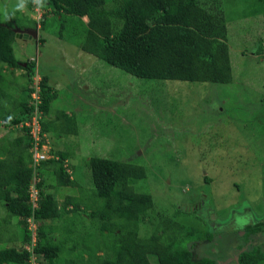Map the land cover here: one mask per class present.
Instances as JSON below:
<instances>
[{
    "label": "rangeland",
    "instance_id": "374dc122",
    "mask_svg": "<svg viewBox=\"0 0 264 264\" xmlns=\"http://www.w3.org/2000/svg\"><path fill=\"white\" fill-rule=\"evenodd\" d=\"M217 2L225 18L247 13L226 25L229 84L133 79L79 51L68 40L70 31L63 30L59 39L58 22L47 13L36 31L42 45L32 38L14 40L12 51L20 66L11 74L5 71L12 84L4 90L2 86L0 98L3 91L12 95V90L25 96L18 89L24 83L23 63L31 61L38 69L31 82L46 77L50 93L56 95L47 121H54L58 113L69 118H61L57 126L73 121L76 135L47 138L48 156L51 148L71 151L67 171L74 185L57 186L51 173L45 176L46 192L58 203L70 197L84 208L91 204L93 187L83 159L141 166L144 179L127 184L152 200L138 236L148 237L167 219L179 227L177 243L194 261L211 258L216 264H232V252L243 244V228L264 221V10L250 15L251 6L243 0ZM19 3L0 0V20L6 22L5 13ZM33 9L24 4L19 11L30 19ZM16 17L20 26L24 19ZM20 133L0 126L6 139ZM84 208V213L79 209L46 223L44 232L61 245L57 259L101 264L100 222L89 218ZM238 218L247 219V224L239 226ZM254 244L264 248V233L243 246L249 250Z\"/></svg>",
    "mask_w": 264,
    "mask_h": 264
},
{
    "label": "trees",
    "instance_id": "16d2710c",
    "mask_svg": "<svg viewBox=\"0 0 264 264\" xmlns=\"http://www.w3.org/2000/svg\"><path fill=\"white\" fill-rule=\"evenodd\" d=\"M243 3L251 6L250 15L264 10V0H243ZM24 4L31 10L43 11L39 29L49 13L58 22L59 39L63 30L70 31L72 37L68 40L79 51L133 79L216 85L232 81L226 45L227 22L243 19L247 14L234 13L227 17L226 13L225 18L217 0H43V7L25 0ZM7 15L6 22L0 20V90L12 84L5 71L11 74V70L20 66L12 51L13 30L30 27L35 30L36 25L32 20L34 9L30 19L21 15L17 6ZM12 16L15 19L11 20ZM16 16L25 20L20 26ZM33 39L41 45L44 43L37 35ZM30 62L23 63L24 83L18 89L25 96L13 90L10 94H16L17 99L8 95L9 92L2 93L0 126L14 131L13 127L32 116L36 108L41 112L40 131L47 138L76 135L72 119V124L66 121L64 128L57 126L61 118H69L63 113H58L56 120L47 121L48 107L56 95L50 93L46 77L37 80L39 104L34 107L30 102L35 80L31 82V78L38 70ZM3 95L6 96L2 99ZM16 130H22L20 136L10 140L0 135V264L33 261L34 264H73L71 259H57L61 245L44 232L46 223L84 208L70 197L58 203L46 192L44 184L47 172L53 175L57 186L75 184L67 171L71 169L67 160L71 151L67 147L51 148L49 158L32 168L28 151L31 139L26 128ZM83 162L93 187L92 205L84 204V209L89 218L100 222L98 235L104 241L101 264H216L211 258L194 261L186 248L179 247L175 237L179 227L170 220H161L162 226L155 227L148 237L138 236L139 225L152 210V200L127 184L144 179L141 166L98 157ZM34 176L33 185L38 193L35 208L28 201V187ZM27 218L36 224L34 237L25 223ZM245 231V235L260 234L264 232V222L247 226ZM199 237L200 234L195 236ZM207 238L210 240L211 236ZM151 257H154L152 261ZM236 257V264H264V253L256 249L241 251Z\"/></svg>",
    "mask_w": 264,
    "mask_h": 264
},
{
    "label": "built area",
    "instance_id": "2783aa9c",
    "mask_svg": "<svg viewBox=\"0 0 264 264\" xmlns=\"http://www.w3.org/2000/svg\"><path fill=\"white\" fill-rule=\"evenodd\" d=\"M35 12V20L38 21L40 19L41 14L38 11ZM37 23V22H36ZM33 92L30 94V102H33L34 107L39 104L37 92H38V86L37 81L34 80L33 83ZM41 112L38 111L36 108L34 109L32 116L29 118H26L24 121H22L17 126H14V129L21 130L23 128H26V131L31 139V146L29 147V152L31 153V161H32V168L36 167L37 164L43 160H46L49 158L47 155V149L49 148V143L46 137L45 133H41L40 125H39V118H40ZM22 131V130H21ZM40 141H43L41 145L39 144ZM53 157V156H52ZM34 177H32L30 185L28 187V201L31 204L33 208H35V204L37 201V190L35 189L33 183H34ZM25 223L27 225L28 230H30L32 236L35 235V228L36 224L32 221L31 218H27L25 220Z\"/></svg>",
    "mask_w": 264,
    "mask_h": 264
},
{
    "label": "flooded vegetation",
    "instance_id": "af4514ba",
    "mask_svg": "<svg viewBox=\"0 0 264 264\" xmlns=\"http://www.w3.org/2000/svg\"><path fill=\"white\" fill-rule=\"evenodd\" d=\"M25 31L26 32H24L25 33V37L26 38H31L32 36H33V33H32V29L31 28H27V29H25ZM25 37H23V38H25ZM262 222H264V221H262ZM254 224H256V223H253V225ZM249 226H252V225H249ZM247 226H245L244 228H243V233H242V238H244V240H243V244H246V245H249L250 244V242H251V240H253L254 238H256V236L258 235V234H256V235H252V234H247V235H245L246 234V231H245V228H246ZM264 232H261L260 234H263ZM243 244L242 245H238V247H236L235 249H234V251L232 252L233 254H235L234 255V257H235V260H236V256H237V254L238 253H240L241 251H247V250H245V247L243 246ZM252 249H256L257 251H259V252H261V253H264V248H263V246H260L259 244L258 245H252V247L249 249V250H252ZM235 260H232V264H236V261Z\"/></svg>",
    "mask_w": 264,
    "mask_h": 264
},
{
    "label": "clouds",
    "instance_id": "9594fccd",
    "mask_svg": "<svg viewBox=\"0 0 264 264\" xmlns=\"http://www.w3.org/2000/svg\"><path fill=\"white\" fill-rule=\"evenodd\" d=\"M24 3H25V0H20V3L17 5V10H23ZM33 3H36L39 7H43V0H33ZM5 16H6V18H9L8 15H7V13H5ZM34 17H35V16H34ZM34 17L32 18V20L35 21V22H37V23H36V25H35V30L32 31V33H33V36L31 37L32 39L37 35V34H36V31L40 30V29H39V25H38V22L40 21V19H38V21H36ZM40 17H41V16H40ZM13 31H14V30H13ZM24 32H26V31L23 30V33H24ZM13 33H14V32H13ZM14 35H15V34H14ZM24 35H25V34H22L20 38L25 37ZM16 38H18V37H16V35H15V39H16ZM29 96H30V94H29ZM247 222H248L247 219H244V218H238L237 221H236V223H237L239 226H241V227H243L245 224H247Z\"/></svg>",
    "mask_w": 264,
    "mask_h": 264
},
{
    "label": "water",
    "instance_id": "95a60500",
    "mask_svg": "<svg viewBox=\"0 0 264 264\" xmlns=\"http://www.w3.org/2000/svg\"><path fill=\"white\" fill-rule=\"evenodd\" d=\"M13 32L16 35V37H18V38H20L22 34H25V33H23V31H19L18 29H15Z\"/></svg>",
    "mask_w": 264,
    "mask_h": 264
},
{
    "label": "crops",
    "instance_id": "0c3cea01",
    "mask_svg": "<svg viewBox=\"0 0 264 264\" xmlns=\"http://www.w3.org/2000/svg\"><path fill=\"white\" fill-rule=\"evenodd\" d=\"M54 120H56V119H54ZM9 140V139H8ZM79 226V225H78Z\"/></svg>",
    "mask_w": 264,
    "mask_h": 264
}]
</instances>
